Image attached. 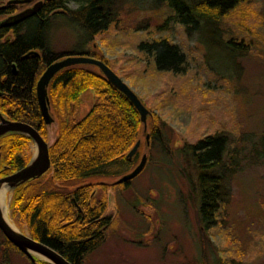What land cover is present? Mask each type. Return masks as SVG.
<instances>
[{
  "label": "rangeland",
  "instance_id": "374dc122",
  "mask_svg": "<svg viewBox=\"0 0 264 264\" xmlns=\"http://www.w3.org/2000/svg\"><path fill=\"white\" fill-rule=\"evenodd\" d=\"M37 1L14 5L15 12ZM118 4L119 19L93 37L69 19V11L48 22L52 52H94L105 58L160 119L161 134L150 139L142 171L107 188L104 214L113 222L83 264H264V0L241 3L221 21L209 24L211 29L208 24L192 29L190 40L165 1L118 0ZM66 5L70 10L77 6L74 0ZM5 17L0 15V20ZM166 19V28L159 31L186 54L183 72L158 71L138 46L141 40H150L148 33ZM229 41L237 46L228 47ZM92 102L90 91L80 94L76 119L88 112ZM54 118L49 139L45 136L49 143L58 127ZM213 134L226 138L222 202L216 220L204 229L198 170L186 150ZM140 139L135 156L107 167L112 176L87 180L112 184L132 170L144 151L145 133ZM32 147L36 149L30 139L24 157L32 159ZM11 197L10 187L7 218L30 236L26 221L11 208ZM4 258L10 264H29L12 249Z\"/></svg>",
  "mask_w": 264,
  "mask_h": 264
},
{
  "label": "trees",
  "instance_id": "16d2710c",
  "mask_svg": "<svg viewBox=\"0 0 264 264\" xmlns=\"http://www.w3.org/2000/svg\"><path fill=\"white\" fill-rule=\"evenodd\" d=\"M38 1H41L40 7L32 16L13 25L0 26V112L10 120L29 123L43 133L45 126L36 97V80L48 63L75 54H55L49 49L51 17L69 11V19L93 37L119 19L120 6L118 0H74L77 6L70 10L66 5L68 0ZM162 1L174 11L173 17L184 26L190 40L192 29L215 24L241 3L251 0ZM14 5L17 4L0 2V15L16 13ZM166 25L167 19L148 33L150 40H141L138 46L158 71L183 72L186 54L167 34H160L159 29ZM8 32L12 33L11 38L6 37ZM228 43V47L237 46L235 42ZM85 55L101 59L109 66L105 58L94 52ZM87 90L93 96L92 105L84 116L76 119L79 96ZM48 98L58 119L55 138L49 144L50 168L44 177L13 188L10 205L26 221L33 239L55 249L72 264H83L113 222L104 214L108 201L106 190L118 185L92 183L87 179L112 176L107 167L117 160H127V151L142 134L141 121L125 95L97 69L82 64L59 71L48 86ZM149 112L150 139L157 140L161 134L160 119ZM28 141L29 137L20 133L0 137V177L28 163L29 159L24 157ZM225 150L226 138L221 134L206 135L187 146L186 151L192 155L198 170L199 214L204 229L212 226L222 202L221 168ZM0 237L3 240L0 264H10L4 258L9 249L24 256L29 264H51L37 258L31 261L1 232Z\"/></svg>",
  "mask_w": 264,
  "mask_h": 264
},
{
  "label": "water",
  "instance_id": "95a60500",
  "mask_svg": "<svg viewBox=\"0 0 264 264\" xmlns=\"http://www.w3.org/2000/svg\"><path fill=\"white\" fill-rule=\"evenodd\" d=\"M31 0H8L7 4H28ZM41 1H37L30 7H26L16 13L6 16L0 20V26H9L16 24L30 16H32L40 7ZM77 64H89L95 66L97 71L118 91L125 95L128 100L133 104L139 114V118L142 126V133H145V147L142 151L138 163L132 170L123 174L118 179L114 180L112 184H119L136 176L144 168L147 161V154L150 144V134L148 130V116L150 114L148 108L143 104L138 95L119 77L105 62L101 59L88 56V55H66L59 57L45 66V69L40 74L36 83V97L39 105V109L44 123L48 124L52 120L55 121L53 112L49 104V98L47 93L48 85L51 79L62 69ZM1 94V93H0ZM8 133H20L26 135L36 145L37 153L35 157H32L28 163L20 169L1 176L0 184L7 183L12 189L18 185L34 180L41 177L50 168L49 157V142H47L39 133V131L32 125L22 122L10 120L4 117L0 112V137ZM141 145V139L138 138L131 148L126 153V158L131 159L138 151ZM1 157V154H0ZM1 160V158H0ZM0 231L5 238L10 241L15 247H17L25 256L31 261L36 259L37 254L42 256L38 259H42L50 262L51 264H72L62 254L48 245L33 239L31 236L12 228L4 219L0 210Z\"/></svg>",
  "mask_w": 264,
  "mask_h": 264
},
{
  "label": "bare ground",
  "instance_id": "6f19581e",
  "mask_svg": "<svg viewBox=\"0 0 264 264\" xmlns=\"http://www.w3.org/2000/svg\"><path fill=\"white\" fill-rule=\"evenodd\" d=\"M34 150V154L33 157H35L36 153H37V148L35 149L34 147H32ZM148 157V154H147ZM147 162V161H146ZM10 186L7 183H2L0 184V210L1 213L5 219V221L14 229H17L15 225H13L11 222H9L7 215H6V210H7V206L5 203V199H6V193L9 190ZM40 256V255H39ZM42 257V256H40Z\"/></svg>",
  "mask_w": 264,
  "mask_h": 264
},
{
  "label": "flooded vegetation",
  "instance_id": "af4514ba",
  "mask_svg": "<svg viewBox=\"0 0 264 264\" xmlns=\"http://www.w3.org/2000/svg\"><path fill=\"white\" fill-rule=\"evenodd\" d=\"M7 28H10V27H7ZM8 36H10L9 38H11V36H12V33H9L8 32V35H6V37H8ZM40 76V75H39ZM39 78V77H38ZM53 79V78H52ZM51 79V80H52ZM38 80V79H37ZM37 80H36V83H37ZM50 83H51V81H50ZM49 83V84H50ZM49 86V85H48ZM35 89H36V84H35ZM49 104H50V101H49ZM38 107H39V105H38ZM40 110V109H39ZM52 111V110H51ZM40 114H41V112H40ZM42 116V115H41ZM29 124V123H28ZM31 125V124H30ZM44 126H45V128H44V131L45 132H43V133H40L41 134V136L45 139V136H47V139H49V133H51V130H52V127H54L55 126V124H54V120H52L50 123H48V124H46V123H44ZM34 127V126H33ZM35 128V127H34ZM38 130V129H37ZM39 131V130H38ZM29 140H30V138H29ZM32 140V139H31ZM46 140V139H45ZM33 141V140H32ZM47 141V140H46ZM49 142V141H48ZM50 144V143H49ZM1 158V157H0Z\"/></svg>",
  "mask_w": 264,
  "mask_h": 264
}]
</instances>
